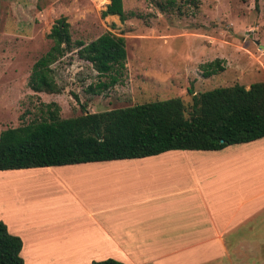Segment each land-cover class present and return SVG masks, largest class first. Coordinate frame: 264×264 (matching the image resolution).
Listing matches in <instances>:
<instances>
[{
    "label": "crops",
    "instance_id": "1",
    "mask_svg": "<svg viewBox=\"0 0 264 264\" xmlns=\"http://www.w3.org/2000/svg\"><path fill=\"white\" fill-rule=\"evenodd\" d=\"M36 180L60 182L63 202L27 197ZM0 222L20 238L23 264L24 255L264 264V136L217 150L0 170Z\"/></svg>",
    "mask_w": 264,
    "mask_h": 264
},
{
    "label": "rangeland",
    "instance_id": "2",
    "mask_svg": "<svg viewBox=\"0 0 264 264\" xmlns=\"http://www.w3.org/2000/svg\"><path fill=\"white\" fill-rule=\"evenodd\" d=\"M106 4L0 0V130L38 120L48 102L57 106L59 118L171 97L187 108L188 87L196 93L264 82V0H173L170 5L165 0H121L127 15L122 22L114 15L100 17ZM58 16L65 17L71 41L86 43L103 32L123 38L125 58L115 84L91 93L88 86L107 76H98L71 48L51 65L59 93L28 89L30 66L49 47L45 35ZM215 58L222 61V70L201 77L199 64ZM29 187L26 196L37 197V203L63 202L55 198L64 189L60 182L36 180ZM27 256L26 264H60Z\"/></svg>",
    "mask_w": 264,
    "mask_h": 264
},
{
    "label": "trees",
    "instance_id": "3",
    "mask_svg": "<svg viewBox=\"0 0 264 264\" xmlns=\"http://www.w3.org/2000/svg\"><path fill=\"white\" fill-rule=\"evenodd\" d=\"M104 1L100 17L126 19L121 0ZM45 36L50 45L32 62L26 79L32 92H60L51 65L71 48L98 76H107V81L88 86L91 93L117 81L125 58L121 36L103 32L86 43L71 41L63 16L53 20ZM221 62L215 58L199 64L200 76L221 71ZM186 93L187 108L180 98L171 97L100 112L82 110L67 118L57 116L53 102L44 103L38 120L0 130V170L144 157L172 149L217 150L264 136V82L246 88L234 83L196 93L188 87ZM20 247V238L0 222V264H23ZM89 264L125 263L104 259Z\"/></svg>",
    "mask_w": 264,
    "mask_h": 264
}]
</instances>
